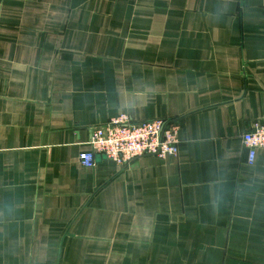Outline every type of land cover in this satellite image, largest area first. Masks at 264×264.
Masks as SVG:
<instances>
[{
	"label": "crops",
	"instance_id": "obj_1",
	"mask_svg": "<svg viewBox=\"0 0 264 264\" xmlns=\"http://www.w3.org/2000/svg\"><path fill=\"white\" fill-rule=\"evenodd\" d=\"M127 114L177 156L84 166ZM264 0H0V264H264Z\"/></svg>",
	"mask_w": 264,
	"mask_h": 264
},
{
	"label": "built area",
	"instance_id": "obj_2",
	"mask_svg": "<svg viewBox=\"0 0 264 264\" xmlns=\"http://www.w3.org/2000/svg\"><path fill=\"white\" fill-rule=\"evenodd\" d=\"M179 130L180 124L176 120L158 118L135 122L122 114L92 130L90 144L93 150L81 154L79 160L84 166L92 167L96 164V154L100 153L120 166H126L144 155L177 156ZM242 139L249 150V161L253 163L257 150L264 148V119L255 120Z\"/></svg>",
	"mask_w": 264,
	"mask_h": 264
}]
</instances>
